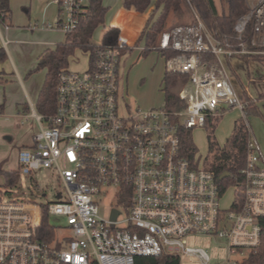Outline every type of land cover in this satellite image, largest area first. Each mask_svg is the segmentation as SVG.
I'll return each mask as SVG.
<instances>
[{
	"label": "built area",
	"instance_id": "built-area-1",
	"mask_svg": "<svg viewBox=\"0 0 264 264\" xmlns=\"http://www.w3.org/2000/svg\"><path fill=\"white\" fill-rule=\"evenodd\" d=\"M87 1L53 0L58 17L46 26L64 33L74 29ZM146 25L147 17L132 8L113 24L103 23L85 68L59 72L54 112L45 116L32 109L39 128L31 146L19 151L20 171L51 169L62 190L46 203L0 195V264H135L136 257L161 254L208 264L204 249L188 245L196 234L224 239L227 264H241L258 245L264 157L223 56L264 54V0L238 17L235 43L214 37L198 20L160 32L147 46ZM145 49L161 54L165 72L188 76L177 91L185 101L181 110L123 103L121 58ZM167 51L175 54L166 56ZM232 107L240 110L250 137L241 179L230 184L235 198L224 210L213 173L182 153L180 131L202 127L208 116ZM111 193L115 201L102 214L100 202ZM44 208L49 217L64 219V226L53 225L49 240L40 230Z\"/></svg>",
	"mask_w": 264,
	"mask_h": 264
},
{
	"label": "rangeland",
	"instance_id": "rangeland-1",
	"mask_svg": "<svg viewBox=\"0 0 264 264\" xmlns=\"http://www.w3.org/2000/svg\"><path fill=\"white\" fill-rule=\"evenodd\" d=\"M102 1L104 7L108 8V13L105 14V23L109 24L113 21L116 11L121 8L122 0ZM215 2L218 11H220L221 7L218 0H215ZM198 20L202 23L200 17L193 10L186 11V14L181 19H174V17L170 16L166 27L162 31L176 25L194 24ZM50 31L47 34L49 36H46V38L48 37L60 43L64 41L65 33L63 29L55 28ZM100 38L101 28H98L93 35V41L97 42ZM223 59L227 64L229 62L231 65L233 71L232 80L236 92L239 93L241 87H243L256 103L259 94L264 92V70L262 65L256 60L242 55L223 56ZM87 60V51L76 47L69 57L67 67L76 71L83 70ZM120 69V91L124 104L131 109L139 108L141 110L164 106L163 76L165 68L164 59L158 51H148L145 54L136 50L123 54ZM34 73L41 75L43 82V71L38 70ZM263 103L258 105L259 109L264 110ZM238 118H241V112L236 107L222 111L213 130L214 139L219 145L224 144L226 138L231 134L234 120ZM246 122L252 129V136H255L260 145L259 139H263L264 142V116L261 114H250L246 116ZM38 128L35 118L30 116L25 117L23 115L17 123H10V131L6 134L4 143L6 144V177H10L11 183L0 185V190H2L1 198L3 200L46 203L53 201L55 199L54 194L62 190L61 184L51 169L40 167L27 175L22 174L20 171L19 151L31 146L32 136L38 131ZM207 132L206 125L189 129V134L197 149L195 157L200 163L208 155ZM9 137H11L10 140L8 139ZM111 191L114 192V189ZM234 198V188L230 185L226 186L222 190L220 197L221 207L224 210H228ZM114 201L115 198L112 193L111 196L101 200V213L103 214L107 209V205ZM49 222L54 226H64V219L60 217H49ZM187 241L189 246L202 248L207 252L209 257L208 264H227L226 241L224 239L212 235L196 234L189 236ZM180 264H199V261L195 257L181 256Z\"/></svg>",
	"mask_w": 264,
	"mask_h": 264
},
{
	"label": "trees",
	"instance_id": "trees-1",
	"mask_svg": "<svg viewBox=\"0 0 264 264\" xmlns=\"http://www.w3.org/2000/svg\"><path fill=\"white\" fill-rule=\"evenodd\" d=\"M220 11L214 0H122L125 8H134L139 12L148 13L147 25L145 28V43L147 46L155 44L157 35L166 27L170 16L174 19H181L186 11H194L201 19L206 29L218 39H227L235 43L234 24L238 17L248 10L246 0H218ZM102 0H88L85 11L80 17L77 26L65 32V39L57 43L53 48H47L39 57L34 69L29 73L44 69L45 75L40 88L35 111L39 114L49 115L54 112L56 101V86L58 74L61 69L68 66L69 57L76 47L84 51L93 49V35L95 31L104 23ZM9 9L0 8V16L8 15ZM192 24V23H188ZM185 25V24H183ZM109 38V34H108ZM150 49H145L142 53H147ZM175 52L167 51L166 56L174 55ZM252 58L262 65L264 70V54L242 55ZM1 57V56H0ZM208 58L211 56L207 55ZM188 79L186 74L164 72L163 92L164 107L171 111L181 110L185 107V101L181 100L177 91L182 83ZM240 99L246 103L245 115L263 114L258 109L252 97L241 87L238 93ZM264 98V94H259V98ZM219 117H207L205 125L207 132L208 155L202 162L204 167L210 170L221 190L233 183L235 179H241L240 170L245 166L246 145L250 137L249 129L244 119L238 118L233 122L231 134L226 138L223 145H219L213 136V130ZM204 125V126H205ZM180 146L182 153L189 159H193L197 149L191 139L189 130L180 131ZM227 171L228 175L220 178V175ZM11 183L10 177H6V184ZM2 190H0V195ZM260 225V241L256 247L250 250L241 264H264V217L258 219ZM40 230L42 237L49 240L53 237V225L49 222V215L45 208L41 220ZM178 255L161 254L159 256L136 257L135 264H180ZM90 264H96L91 262Z\"/></svg>",
	"mask_w": 264,
	"mask_h": 264
},
{
	"label": "crops",
	"instance_id": "crops-1",
	"mask_svg": "<svg viewBox=\"0 0 264 264\" xmlns=\"http://www.w3.org/2000/svg\"><path fill=\"white\" fill-rule=\"evenodd\" d=\"M256 1L246 0V3L251 5ZM0 8L9 9L7 16L6 14L0 16V185H5L6 144L4 139L10 131L11 122L17 123L23 115L32 116V109L35 110L34 105L43 83L41 75L29 73V71L35 68L45 49L53 48L60 42L46 38L50 30L55 29L46 25L54 24L59 12L53 0H0ZM125 9L127 8L122 4L110 24H113L119 13ZM151 9L142 13L148 17ZM102 11L105 23L108 8L103 5ZM41 71L45 75V70L41 69ZM263 102L264 98L258 99L257 107ZM259 110L264 116V110ZM250 131L252 132L251 128ZM8 139L10 140L11 137ZM259 140L264 157V142L263 139Z\"/></svg>",
	"mask_w": 264,
	"mask_h": 264
},
{
	"label": "water",
	"instance_id": "water-1",
	"mask_svg": "<svg viewBox=\"0 0 264 264\" xmlns=\"http://www.w3.org/2000/svg\"><path fill=\"white\" fill-rule=\"evenodd\" d=\"M227 175H228V172H227V171H224V172L220 175V178H223V177H225V176H227ZM116 214H117V211L114 210V211H113V215H112V217H114Z\"/></svg>",
	"mask_w": 264,
	"mask_h": 264
}]
</instances>
